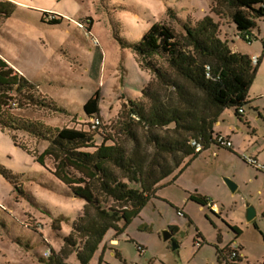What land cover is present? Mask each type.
<instances>
[{
    "label": "rangeland",
    "instance_id": "374dc122",
    "mask_svg": "<svg viewBox=\"0 0 264 264\" xmlns=\"http://www.w3.org/2000/svg\"><path fill=\"white\" fill-rule=\"evenodd\" d=\"M16 1H11L15 4L12 18L3 23L0 19V57L36 85L40 100L53 102L64 113L27 106L13 112L50 128L89 132L91 121L83 105L97 94L101 122L92 132L95 145L103 137L121 139L118 131L120 122L128 116L129 101L147 104L141 91L155 81L154 75L141 68L135 53L122 43L138 42L153 24L165 25L182 35L184 25L194 26L210 16L233 51L258 54L259 65L248 90L250 103L244 106L242 118L226 109L213 128L230 139L233 151L215 145L201 151L174 182L168 183L171 178L162 182L166 185L156 191L120 235L109 230L90 262L217 264L215 248L233 239L229 225H235L243 234H258L244 253L252 264H261L264 216L257 213L255 229L252 223L248 225L245 214L248 206L264 209V173L257 174L242 156H256L264 165L263 25L259 24L260 35L256 29L252 31L255 39L248 44L232 26L226 10L219 7L221 15L212 13L211 0ZM40 12L49 15L42 17ZM54 16L62 18L60 23L49 25L57 18ZM15 136L30 154L14 146L12 133L0 129V170L11 179L0 173V264H44L49 249L56 253L62 249L85 202L54 176L52 158L46 157L43 166L35 161L47 142L23 132ZM225 179L235 184L234 192ZM190 195L215 202L220 214L189 200ZM169 228L175 233L169 242H163L162 232ZM65 262L76 264L75 254Z\"/></svg>",
    "mask_w": 264,
    "mask_h": 264
},
{
    "label": "trees",
    "instance_id": "16d2710c",
    "mask_svg": "<svg viewBox=\"0 0 264 264\" xmlns=\"http://www.w3.org/2000/svg\"><path fill=\"white\" fill-rule=\"evenodd\" d=\"M211 1L212 13L219 16V7L226 10L243 40L245 34L257 29L264 20L263 0ZM14 8V4L0 1V19L10 18ZM46 15L49 13L42 12V17ZM54 17L57 18L50 20L49 25L60 23L62 18ZM183 31L177 35L169 27L155 23L138 42L122 43L135 53L139 66L149 70L155 81L141 91L147 104L128 102V116L120 122L118 131L121 139L103 137L99 145L94 144L95 130L90 128L89 132L54 129L17 116L13 111L26 106L64 111L53 102L40 100L36 85L0 57V129L12 133L14 146L28 154L17 143L16 133L47 142L48 146L35 161L43 166L46 157L52 158L54 176L85 202L82 215L63 240L62 249L59 253L49 249L44 264H69L65 260L73 253L78 264H90L104 235L109 230L115 236L120 235L124 226L155 197L156 191L166 185L162 182L168 178H171L168 183L174 182L201 153L190 145L192 140L202 145V151L206 150L215 145L214 137L218 134L213 128L224 110L232 109L237 118H242L239 111L250 103L248 90L260 58L253 66L249 56L232 51L210 16L194 26L184 25ZM262 47L264 54V41ZM98 101L95 94L83 105L87 119L99 118ZM187 159L189 162L184 163ZM0 173L11 181L5 171ZM189 200L202 207H208L210 202L199 195H190ZM229 228L234 235L240 234L238 228ZM169 230L175 233L174 228ZM231 249L215 248L217 264L241 263L240 258H230Z\"/></svg>",
    "mask_w": 264,
    "mask_h": 264
},
{
    "label": "built area",
    "instance_id": "2783aa9c",
    "mask_svg": "<svg viewBox=\"0 0 264 264\" xmlns=\"http://www.w3.org/2000/svg\"><path fill=\"white\" fill-rule=\"evenodd\" d=\"M263 7H264V0H263ZM259 24L263 25V27H264V20L261 23H259ZM259 24H258V28L256 30H257L258 34L260 35L261 34V30L259 28L260 27ZM254 39H255V37L252 35V31L250 33H247V34L244 35V41H246L248 44H251ZM263 41H264V36H263ZM250 58H251L250 59L251 60V64L253 66H256L257 62H258V56H253V57H250ZM208 70H209V68H206V71H208ZM207 76H208V74H207ZM239 113H243V111L240 110ZM90 121H91L90 128L92 130H94V129H96V128H98L100 126V122L101 121H100V119L98 117H95V118L91 119ZM214 144L218 148L232 150V143H231L230 139L228 137H226V136L221 135V134H218V135H216L214 137ZM190 145L194 148L195 152L202 151V145L198 141L192 140L190 142ZM242 159L251 168L255 169L258 172L264 173V165L260 164L256 160V158L242 156ZM210 206H212V205L208 204V207H210ZM230 258L231 259L240 258L238 249H236V248H232L231 249Z\"/></svg>",
    "mask_w": 264,
    "mask_h": 264
},
{
    "label": "crops",
    "instance_id": "0c3cea01",
    "mask_svg": "<svg viewBox=\"0 0 264 264\" xmlns=\"http://www.w3.org/2000/svg\"><path fill=\"white\" fill-rule=\"evenodd\" d=\"M0 1H8V2H10V3H12L11 1H13L14 3L15 2H18V1H16V0H0ZM13 4V3H12ZM15 5V4H14ZM41 13V15H42V12H40ZM10 18H12V16L10 17ZM10 18H8V19H2V21H1V23H3V22H5V21H7V20H9ZM41 21V20H40ZM0 23V24H1ZM228 42H229V39H226ZM230 45V44H229ZM230 48H231V46H230ZM231 50H232V48H231ZM233 51V50H232ZM234 52H237V51H234ZM239 53H241V52H239ZM241 54H244V53H241ZM245 55H247V56H249V57H253V56H258V54H256V53H254V54H251V55H249V54H245ZM4 60V59H3ZM5 61V60H4ZM7 63H9V62H7ZM10 64V67H12L16 72H18L19 74H21V71L20 70H17L15 67H14V65H12L11 63H9ZM218 125V123H216V125L215 126H217ZM216 134H221L222 135V133L220 132V131H216L215 132ZM231 151H233V150H231ZM253 158H256V160L259 162V160L260 159H258L256 156H252ZM262 162H264V159H262ZM255 170V169H254ZM256 171V170H255ZM256 173L257 174H260V175H263V173H261V172H258V171H256ZM264 176V175H263ZM255 180H257V179H255ZM206 198V197H205ZM209 204L210 205H212V206H210V207H205V208H207V209H209V210H213L214 211V213H218V214H220V210H219V206L215 203V202H213V201H211L210 200V202H209ZM249 207V206H248ZM255 216H257V213L258 212H260L261 213V215L262 214H264V209H261L260 211H258V208H257V206H255ZM245 217H246V214H245ZM254 220V219H253ZM253 220L251 221V222H247L248 223V225H251V223H252V225L254 226V228L256 229V226H255V224H254V222H253ZM229 226H231V227H236L235 225H229ZM236 228H238V227H236ZM239 229V228H238ZM240 230V229H239ZM250 235V236H249ZM249 235H246V234H243V231H241L240 230V234L239 235H234L233 234V239H231L226 245H224V246H222V247H218L219 249H223V248H225V247H227V246H229V247H231V248H236V249H238V251H239V256H240V259H241V263L240 264H242V261L243 260H245V263L246 264H252L250 261L251 260H249V258L248 257H246V254L244 253V251H245V249L248 247V246H251L256 240H257V237H259V236H257L258 234H249ZM113 242H115V241H113ZM264 258V257H263ZM76 264H78V262L76 263ZM90 264H91V262H90ZM261 264H264V260H263V262L261 263Z\"/></svg>",
    "mask_w": 264,
    "mask_h": 264
},
{
    "label": "water",
    "instance_id": "95a60500",
    "mask_svg": "<svg viewBox=\"0 0 264 264\" xmlns=\"http://www.w3.org/2000/svg\"><path fill=\"white\" fill-rule=\"evenodd\" d=\"M224 181H225L226 185L228 186V188L232 192H234L236 189L235 184L231 180H228V179H225ZM255 214H256L255 210L251 207H248L246 210V221L251 222L255 218ZM172 235H173V233L168 229V230H165L162 232L161 238H162L163 242H169L172 238ZM171 244H172L171 245L172 250H175L177 248V246L173 242Z\"/></svg>",
    "mask_w": 264,
    "mask_h": 264
},
{
    "label": "flooded vegetation",
    "instance_id": "af4514ba",
    "mask_svg": "<svg viewBox=\"0 0 264 264\" xmlns=\"http://www.w3.org/2000/svg\"><path fill=\"white\" fill-rule=\"evenodd\" d=\"M172 232V231H171ZM173 233V232H172Z\"/></svg>",
    "mask_w": 264,
    "mask_h": 264
}]
</instances>
